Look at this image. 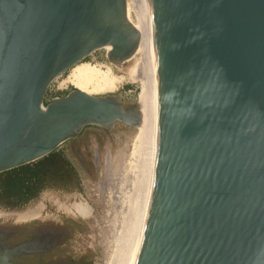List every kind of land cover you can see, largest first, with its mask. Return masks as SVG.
Listing matches in <instances>:
<instances>
[{
    "label": "water",
    "instance_id": "95a60500",
    "mask_svg": "<svg viewBox=\"0 0 264 264\" xmlns=\"http://www.w3.org/2000/svg\"><path fill=\"white\" fill-rule=\"evenodd\" d=\"M133 9L146 102L78 89L46 102L100 50L127 73ZM117 124L132 146L117 264H264V0H0V174Z\"/></svg>",
    "mask_w": 264,
    "mask_h": 264
},
{
    "label": "rangeland",
    "instance_id": "374dc122",
    "mask_svg": "<svg viewBox=\"0 0 264 264\" xmlns=\"http://www.w3.org/2000/svg\"><path fill=\"white\" fill-rule=\"evenodd\" d=\"M129 19L135 26L137 15L134 9L131 11ZM139 61H141V57ZM139 61L137 60L131 64L128 62L127 65L129 64L128 67L134 66ZM84 64L97 65L104 71L112 70L111 72L115 77L123 78L113 92L103 93L104 95L94 94L93 96L112 95L119 98L125 107L130 108L138 104L141 106L143 99L141 82L130 79L127 73H124L120 67L109 61L108 55L102 50L93 54ZM71 73L72 71L67 72L52 83L47 93L46 102H52L55 98L65 97L77 89L68 82ZM127 86H131V89L126 90ZM74 142H76L75 148L79 151L78 154L84 157L85 162L82 160V163H80L73 155L69 142L63 144L60 150L65 153L78 171L82 181V191L80 193L45 191L38 200L21 211L0 209V223L12 224L28 214L32 215L41 210L49 211L53 215L62 217L64 215L59 213V205L65 210L69 208L63 205L68 206L80 200L87 201L94 210L93 215L89 221H82L78 233L75 231V236H78L77 240L76 242L73 241L70 247L76 254H85L92 257L95 264H109V259L114 252L117 228L121 227L125 219V217L123 218V216L117 214V200L113 199L115 192L113 186L120 189V187H123L124 180L126 183L124 185L126 186L131 183V141L122 126L117 124L108 131L96 126H87ZM125 200L124 195H119L118 201L120 204H123ZM79 204L76 203L72 207ZM120 220L121 222H119Z\"/></svg>",
    "mask_w": 264,
    "mask_h": 264
},
{
    "label": "flooded vegetation",
    "instance_id": "af4514ba",
    "mask_svg": "<svg viewBox=\"0 0 264 264\" xmlns=\"http://www.w3.org/2000/svg\"><path fill=\"white\" fill-rule=\"evenodd\" d=\"M68 142L78 161L85 162L84 157H81L75 148L76 142L73 140ZM76 203L88 204L91 207L87 205L91 211L90 215L76 210L75 206L71 209ZM74 204L63 205L69 208L66 210L59 205V213L66 219L64 216L59 217L41 210L32 215L28 214L12 224L0 223V255L6 248L25 245L23 253L11 260L14 264H95L92 257L76 254L70 247L73 241L77 240L78 236H75V233L81 228L82 221H89L94 211L87 201L80 200Z\"/></svg>",
    "mask_w": 264,
    "mask_h": 264
},
{
    "label": "trees",
    "instance_id": "16d2710c",
    "mask_svg": "<svg viewBox=\"0 0 264 264\" xmlns=\"http://www.w3.org/2000/svg\"><path fill=\"white\" fill-rule=\"evenodd\" d=\"M131 89L127 86L126 90ZM80 175L65 153L58 149L32 164L0 174V209L21 211L49 190L82 191Z\"/></svg>",
    "mask_w": 264,
    "mask_h": 264
},
{
    "label": "bare ground",
    "instance_id": "6f19581e",
    "mask_svg": "<svg viewBox=\"0 0 264 264\" xmlns=\"http://www.w3.org/2000/svg\"><path fill=\"white\" fill-rule=\"evenodd\" d=\"M134 11H136V15H137V23L136 24L134 23L135 28L140 34L139 49L141 52V56H140L141 61H139L138 59L139 63L136 65L134 64V66L131 65L130 67H127L126 71L130 79L134 81H140L142 84V89H143L142 92L143 99L141 104L142 106L146 102L151 91L149 47H148V39H147L145 24L139 14V11L137 9H134ZM71 71L72 73L68 82H70L78 90L87 93L89 95L113 92L117 88L118 84H120L123 80V78L115 77L111 72L112 70L104 71L102 68L93 64H84V63L79 64L75 66ZM124 184H126L125 180L123 181V187H120V189L113 186V188L115 189L113 199L117 200L116 203L117 204L116 208L118 209L117 214L123 216V218L125 217L124 215H126V208H127L126 205H127L128 194L130 189V184H127L128 186ZM119 195L122 196L124 195L126 198V200L123 201V204H120V202L118 201ZM75 209L76 210L79 209L81 212L88 215H90L91 212L87 204L76 205ZM119 222H121V220ZM124 222L125 219L123 221V224ZM123 224L121 225V227L117 228L114 252H113V256L109 259V264L118 263V259L122 248V238H123V228H124Z\"/></svg>",
    "mask_w": 264,
    "mask_h": 264
}]
</instances>
